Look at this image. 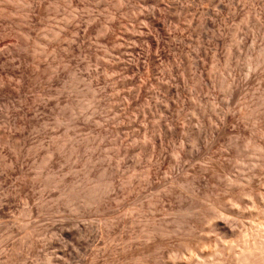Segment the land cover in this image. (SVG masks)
<instances>
[{
    "label": "rangeland",
    "instance_id": "rangeland-1",
    "mask_svg": "<svg viewBox=\"0 0 264 264\" xmlns=\"http://www.w3.org/2000/svg\"><path fill=\"white\" fill-rule=\"evenodd\" d=\"M34 2L0 0V264H243L264 221V0Z\"/></svg>",
    "mask_w": 264,
    "mask_h": 264
},
{
    "label": "bare ground",
    "instance_id": "bare-ground-1",
    "mask_svg": "<svg viewBox=\"0 0 264 264\" xmlns=\"http://www.w3.org/2000/svg\"><path fill=\"white\" fill-rule=\"evenodd\" d=\"M215 1V0H214ZM219 1H221V0H219ZM24 2H25V4H33V3H35L34 2V0H24ZM230 2V1H229ZM173 3H174V1H173ZM177 3H179V2H177ZM232 3V2H231ZM208 4V3H207ZM220 4V3H219ZM172 5V4H171ZM177 5H179V4H177ZM233 4H231V6H232ZM219 6H221L222 7V10L223 9H231V8H233V6L231 7L229 4L228 5H225L224 3L222 4V5H219ZM176 7V6H175ZM179 7V6H178ZM178 7H177V9H178ZM209 7V6H208ZM211 7V6H210ZM235 7V6H234ZM40 8V7H39ZM183 8V7H182ZM206 8H207V5H206ZM217 8V7H216ZM149 9V8H148ZM184 9V8H183ZM79 10V9H78ZM210 10V9H209ZM217 10H219V9H217ZM217 10H216V12H217ZM221 10V9H220ZM38 11V10H37ZM185 11V10H184ZM202 11V10H201ZM216 12L214 11V14H216ZM218 12H220V11H218ZM217 12V13H218ZM36 13V12H35ZM32 14V13H31ZM207 14V13H206ZM112 15H114V13L112 14ZM147 15V14H146ZM152 15H153V20H152V22H150L151 23V25H149V27L147 28V33H148V38L150 37L151 38V45H152V47L153 48H155L156 49V52L159 54V52H160V50L161 49H163V50H161L162 51V53H163V51H164V48H166L165 46H164V44H165V42L167 41V39H169L170 38V33H168L165 29H164V25H162V24H164V23H162L161 24V21H163L162 19L165 17L164 16V14L162 13V3L161 2H158L157 4H156V7L154 8L153 7V10H152ZM174 15V14H173ZM197 15V14H196ZM201 15H203V13L201 14ZM201 15H200V17H201ZM216 15H218V14H216ZM115 16V15H114ZM114 16H112V18H115ZM204 16V15H203ZM28 17H32L31 15L30 16H28ZM224 17V16H223ZM167 17H165V19H166ZM197 18V17H196ZM202 18V17H201ZM200 18V19H201ZM203 18H205V17H203ZM202 18V19H203ZM212 18H213V16H212ZM217 18V17H216ZM31 19V18H30ZM29 19V20H30ZM32 20V19H31ZM216 20V19H215ZM113 21V20H112ZM194 21V20H193ZM199 21V20H198ZM201 21V22H200ZM198 23H199V25H197V27L199 28V29H202L201 28V25L203 24V25H208L209 24V27H212L213 25H214V27H215V24L212 22V20H211V22L209 21V22H206V20L204 19V20H200ZM29 23H31L30 21H28ZM33 23V22H32ZM197 23V24H198ZM61 25V24H60ZM177 25V24H176ZM202 25V26H203ZM89 26V25H88ZM87 26V27H88ZM89 28V27H88ZM88 28H87V30H88ZM109 30H107V31H109V34H112L113 33V31H115V29H116V23H114V22H111L109 25H108V27H107ZM106 28V29H107ZM173 29V28H172ZM77 30V29H76ZM198 30V29H197ZM29 31V33H30V30H28ZM83 31V30H82ZM89 31V30H88ZM139 31V30H138ZM145 31V30H144ZM143 32V31H142ZM183 32V31H182ZM186 32V31H185ZM207 32V31H206ZM172 33V32H171ZM45 34V33H44ZM65 34V33H64ZM66 34H68V33H66ZM129 34V33H128ZM69 35V34H68ZM67 35V36H68ZM96 35V34H95ZM145 35V34H144ZM175 35V34H174ZM158 36V37H157ZM155 37H157V38H155ZM23 38V37H22ZM135 38V40L134 41H136L137 39H136V37H134ZM149 38V39H150ZM161 38H163V39H166V41H164V44L162 43V41H163V39H161ZM188 38V37H187ZM214 39V40H216V37H214V36H212L211 37V39ZM106 39V38H105ZM179 39V38H178ZM133 40V39H132ZM172 40V39H171ZM149 41V40H148ZM217 41V40H216ZM149 43V42H148ZM167 43H169V41H167ZM176 43V42H175ZM210 43V42H209ZM216 43V42H215ZM111 44V43H110ZM114 44V43H113ZM137 44V43H136ZM136 44H133L132 45V47H131V49H130V54L131 55H135L139 50V48H137V46H136ZM218 44H220V41H219V43ZM115 45V44H114ZM170 45H172V44H170ZM217 45V44H216ZM8 46V45H7ZM141 46V45H140ZM197 46V45H196ZM178 47V46H177ZM210 47V46H209ZM1 48V47H0ZM151 48V47H150ZM149 48V49H150ZM153 48H151V50H153ZM167 48H168V46H167ZM107 49V48H106ZM141 49V48H140ZM56 50V49H55ZM71 50V49H70ZM113 50V49H112ZM123 50V49H122ZM138 50V51H137ZM142 50V49H141ZM166 50V49H165ZM169 50V49H168ZM219 49L218 48H216L215 49V53H214V57L215 58H218V51ZM37 50H35V51H33V53L34 54H32V55H34V56H31L32 57V62H33V64L35 65V67L34 68H36L37 67V69H40V68H42L41 67V65L43 64H41L40 63V59L38 60V54H37ZM123 52V51H122ZM122 52H120V50L118 49V51L116 52L117 54H121ZM146 52V51H145ZM165 52V51H164ZM127 52H125L124 51V54H126ZM140 53H142V52H140ZM140 53H139V55H140ZM153 53H154V51H153ZM161 53V54H162ZM167 53V52H166ZM144 54H147V53H144ZM143 54V55H144ZM149 54V53H148ZM147 54V55H148ZM156 54V53H155ZM157 54V55H158ZM129 55V54H128ZM146 55V56H147ZM230 55V54H229ZM1 56V55H0ZM145 55H144V58L146 57ZM156 56V55H155ZM220 56V55H219ZM30 57V56H29ZM107 57H112L114 60H119L117 57H116V59H115V56H110V54H109V56H107ZM131 57V56H130ZM135 60H136V58H135V56H132ZM150 57V56H149ZM169 57V56H168ZM40 58V57H39ZM123 58H125V57H123ZM129 58V57H128ZM162 58H163V56H162ZM166 58V57H165ZM190 58V57H189ZM112 59V60H113ZM126 59V58H125ZM124 59V60H125ZM130 59V58H129ZM138 59V58H137ZM148 59V58H147ZM156 59H158V58H156V57H153V59L151 58V68H153L154 69V71H155V66L157 65V60ZM182 59V58H181ZM214 59V58H213ZM226 59V58H225ZM1 60H2V58H1ZM131 60V59H130ZM139 60H140V58H139ZM160 60V59H159ZM163 60V59H162ZM166 60V59H165ZM205 60V59H204ZM204 60L203 59H201L199 62H197L196 64H199V72H198V74H197V86L198 87H200L201 85H202V83H201V81H203L202 79H203V76H204ZM216 60H218V59H216ZM144 61H146V59H144ZM149 61V60H148ZM21 62V61H20ZM27 62V61H26ZM111 62V61H110ZM116 62V61H115ZM126 62V61H125ZM129 62V61H128ZM133 62H135V61H133ZM132 62V63H133ZM136 62H138L137 60H136ZM190 62V61H189ZM122 63V62H121ZM30 64V63H29ZM126 64H128V63H126ZM145 64V63H144ZM27 65H28V63H27ZM122 65V64H121ZM120 65V66H121ZM124 65V64H123ZM134 65V64H133ZM132 65V66H133ZM139 65H140V63H139ZM139 65H136V67L135 68H133L130 64H128L127 66H125L124 67V71L127 73V75H132L133 77L135 76V74H136V71H137V69H138V67H139ZM160 65V64H159ZM29 66V65H28ZM43 66V65H42ZM118 64H114V63H109L108 65H107V67L110 69V70H115L116 71V69H120L119 67H120ZM149 66V65H148ZM146 67V66H145ZM164 67V66H163ZM33 68V67H32ZM142 68V67H141ZM141 68H139V69H141ZM191 68V67H190ZM36 69V70H37ZM144 69V68H143ZM149 69H150V67H149ZM148 69V70H149ZM159 69V68H158ZM9 70V69H8ZM14 70V69H13ZM26 70V69H25ZM35 70V69H34ZM10 71V70H9ZM8 71V72H9ZM17 71V70H16ZM153 71V72H154ZM164 71V70H163ZM8 72H5V73H7L8 74ZM54 72V71H53ZM56 72V71H55ZM151 72H152V70H151ZM16 73V72H15ZM57 73V72H56ZM89 73H90V71H89ZM138 73V72H137ZM9 74H14V71H12L11 73H9ZM8 74V75H9ZM23 74V73H22ZM53 74H55V73H53ZM154 74V73H153ZM157 74V73H156ZM28 75V74H27ZM37 75H40L39 73H37ZM44 75V74H43ZM89 75V74H88ZM137 75V74H136ZM53 76V75H52ZM51 76V77H52ZM74 76V75H73ZM220 76V75H219ZM22 77V76H21ZM28 77V76H27ZM33 77V76H32ZM36 77V76H35ZM132 77V78H133ZM23 78H25V77H23ZM39 78H40V76H39ZM50 78V77H49ZM52 78H55L54 76L52 77ZM89 78H91V74L89 75ZM135 78V77H134ZM142 78V77H141ZM160 78V77H159ZM158 78V79H159ZM218 78V77H217ZM222 78H223V76H222ZM220 78L219 77V81L221 82V83H225V82H230V80H227V79H225V78ZM21 79V78H20ZM34 79V78H33ZM93 79V78H92ZM22 80H24V79H22ZM36 80V79H35ZM137 80V79H136ZM161 79H159V81H160ZM164 80V79H163ZM170 80H171V82L170 83H167V84H164L163 82H159V81H157V82H159L160 84H163V85H165V87H166V89H172V87H171V85H173V83H175L174 82V80H173V78L170 76ZM218 80V79H217ZM234 80V79H233ZM235 81V80H234ZM237 81V80H236ZM134 82V81H133ZM208 82V81H207ZM219 82V83H220ZM231 82H233V81H231ZM23 84V83H22ZM21 84V85H22ZM204 84V83H203ZM19 86H20V83H19ZM203 86V85H202ZM201 86V87H202ZM201 87L199 88L200 90H201ZM208 87V86H207ZM20 88L22 89V86H20ZM108 88V87H107ZM177 88V87H176ZM203 89V88H202ZM3 91H6L7 90V88L6 89H2ZM9 90V89H8ZM140 90V89H139ZM25 91V90H24ZM166 91V90H165ZM174 93H176V95L177 96H179L180 95V90L179 89H174ZM29 92H31V91H29ZM134 92V91H133ZM18 93H19V91H18ZM28 97V96H27ZM27 97H26V99H27ZM29 99V98H28ZM24 100V99H23ZM33 100V99H32ZM35 101V100H34ZM129 101V100H128ZM31 103V102H30ZM35 103V102H34ZM1 105V104H0ZM34 106V105H33ZM172 106V105H171ZM138 107V106H137ZM29 109H31V108H29ZM166 109H169V108H166ZM164 110V112L166 113H168V110ZM25 112V111H24ZM32 112V111H31ZM27 113H30L29 111H27ZM26 113V114H27ZM225 114V113H224ZM25 115V114H24ZM32 115V114H31ZM26 116H28V115H26ZM146 117V116H145ZM230 116H228V114L226 113L224 116H223V118H222V120H221V125H224V123H226V122H228V120L230 119L229 118ZM124 121V120H123ZM126 123V122H125ZM165 128V127H164ZM224 129V128H223ZM191 130V129H190ZM220 131H221V129H220ZM173 136V135H172ZM247 137V136H246ZM205 139V138H204ZM170 141V140H169ZM192 142V141H191ZM163 146V145H162ZM261 147V146H260ZM130 148V147H129ZM168 150V149H167ZM175 152V151H174ZM194 152V151H193ZM126 157V156H125ZM182 159V158H181ZM217 161V160H216ZM162 162V161H161ZM166 162V161H165ZM160 165V164H159ZM147 176H148V178H151V176H152V174H153V171H152V169L150 170V168H148V170H147ZM151 181V180H150ZM174 182V181H173ZM177 183V182H176ZM172 184V183H171ZM219 217V216H218ZM258 220V219H257ZM261 220V219H260ZM220 220H218V224L217 225H219V228L220 229H222V230H225L226 232L227 231H229V232H233L228 226H226V224H224L223 222H219ZM258 222V221H257ZM252 225V224H251ZM254 227V226H253ZM252 234V233H251ZM253 235H254V237H253V240H254V242L252 243V242H250V240H249V242H248V240L244 237L242 240H240V242L242 241V244L240 243V245H241V249H240V251L238 252V258L240 259V260H242L243 261V264H254L255 262H257V261H260L261 262V264H264V254L262 255V256H260V257H258L259 259L257 260V252L256 251H264V221H262V222H260V223H258L257 225H255V229H254V232H253ZM246 239V240H245ZM250 239V238H249ZM240 248V247H239ZM238 248V249H239ZM264 253V252H263Z\"/></svg>",
    "mask_w": 264,
    "mask_h": 264
}]
</instances>
